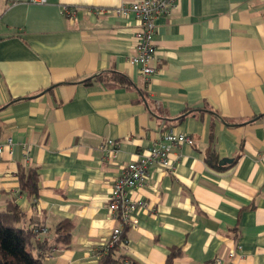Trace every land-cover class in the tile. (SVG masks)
I'll use <instances>...</instances> for the list:
<instances>
[{
	"label": "crops",
	"instance_id": "1",
	"mask_svg": "<svg viewBox=\"0 0 264 264\" xmlns=\"http://www.w3.org/2000/svg\"><path fill=\"white\" fill-rule=\"evenodd\" d=\"M121 3L0 0V143L11 139L0 155V211L11 201L21 226L47 229L36 235L45 264H98L93 248L120 225L108 210L113 180L173 128L193 144L173 148L171 172L153 165L129 191L149 208L123 227L120 253L140 264H264V0H174L155 19L148 79L129 62L134 16L91 11ZM106 72L130 85L96 78ZM210 149L216 167L204 160ZM29 167L35 202L18 178Z\"/></svg>",
	"mask_w": 264,
	"mask_h": 264
},
{
	"label": "built area",
	"instance_id": "2",
	"mask_svg": "<svg viewBox=\"0 0 264 264\" xmlns=\"http://www.w3.org/2000/svg\"><path fill=\"white\" fill-rule=\"evenodd\" d=\"M47 1L9 0L11 4L18 2L44 4ZM173 4L174 0H122V3L116 7L109 9L95 7L91 11L94 13L110 11L116 15L128 16L132 14L134 16L137 23L133 37L136 53L129 57V62L137 65L141 74L145 79H148L155 71V67L151 64L156 56L153 43L156 26L155 19L159 15L167 14ZM76 10L77 8L71 5L62 7V12L69 18L75 15ZM10 143V138H7L5 143H0V155L4 147ZM182 143L191 145L193 144V139L185 133L168 128L161 133L155 142L141 152L136 159L128 162L113 180L108 195V210L112 219L120 223V225L113 227L106 241L93 248L92 253L96 258H100L116 243H120V245L126 243L125 238L121 239L123 227L135 228L137 223L135 209L139 206L149 208L144 199L130 198L128 196L129 191L144 185L148 170L153 165H158L171 172L173 170L171 152L173 148ZM101 148L107 157L115 156L116 149L111 146L110 141L102 144ZM32 201L35 202V197H32ZM33 231L37 235L47 233V229L43 226L34 227ZM230 256H233V252H230ZM214 264H222L220 258H215Z\"/></svg>",
	"mask_w": 264,
	"mask_h": 264
},
{
	"label": "trees",
	"instance_id": "3",
	"mask_svg": "<svg viewBox=\"0 0 264 264\" xmlns=\"http://www.w3.org/2000/svg\"><path fill=\"white\" fill-rule=\"evenodd\" d=\"M105 77H109V83L126 87L130 85L129 79L122 73L106 72L96 75V78L102 81H106ZM204 160L208 165L216 167V152L212 149L207 150ZM18 178L21 191L29 196L36 197L38 191L36 167H29L26 170L20 168ZM22 220L23 213L11 201L7 203L4 210L0 211V264H45L40 255V251L43 249L42 243L33 231L34 227L25 228L21 226ZM71 227L72 224L68 220H63L57 225V230L61 232V237H65L63 241L66 243L70 236ZM124 233L123 230L121 239L125 238ZM119 246L120 243H116L109 248L104 255L98 258V264H140L132 257L120 253ZM171 254L173 253L171 252Z\"/></svg>",
	"mask_w": 264,
	"mask_h": 264
},
{
	"label": "water",
	"instance_id": "4",
	"mask_svg": "<svg viewBox=\"0 0 264 264\" xmlns=\"http://www.w3.org/2000/svg\"><path fill=\"white\" fill-rule=\"evenodd\" d=\"M228 161H230L231 159H227Z\"/></svg>",
	"mask_w": 264,
	"mask_h": 264
}]
</instances>
